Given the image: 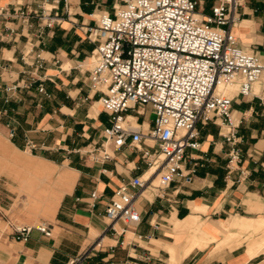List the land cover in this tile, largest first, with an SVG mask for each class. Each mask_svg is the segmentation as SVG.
<instances>
[{"label":"crops","instance_id":"0c3cea01","mask_svg":"<svg viewBox=\"0 0 264 264\" xmlns=\"http://www.w3.org/2000/svg\"><path fill=\"white\" fill-rule=\"evenodd\" d=\"M216 2L200 0L197 11L207 15ZM120 4V0H0V8L6 9L0 13V264H66L86 250L85 263L170 264L166 246L184 237L179 220L197 214L202 229L215 237L220 221L264 211V104L257 84L253 85L257 95L232 96V111L241 118L237 134L241 157L233 170L227 167L229 144L219 125L198 124L200 147L186 150L184 166L194 169L192 179L173 181L162 195L146 188L136 201L141 222L126 228L118 221L117 233L108 229L104 208L113 190L132 176L143 175L147 164L139 149L127 145L106 163H95L86 153L102 138L108 115L89 86L90 62L86 63L93 45L85 40L86 26H77L94 17L92 10L109 13ZM18 7L30 12L27 23L13 14ZM43 7L63 18L50 27L43 25ZM238 12L232 32L242 48L255 51L264 63V0H245ZM15 83L21 86L4 92L5 85ZM153 116L151 107L145 106L136 123L146 130ZM191 204H203L205 210L194 212ZM39 221L53 225L51 238L37 231L26 241L8 235L10 223ZM218 240L193 248L178 264L220 260L223 255L214 257ZM219 263L234 262L228 256Z\"/></svg>","mask_w":264,"mask_h":264},{"label":"built area","instance_id":"2783aa9c","mask_svg":"<svg viewBox=\"0 0 264 264\" xmlns=\"http://www.w3.org/2000/svg\"><path fill=\"white\" fill-rule=\"evenodd\" d=\"M244 1L217 0L210 13L202 15L197 11L200 0H120L113 15L102 13L90 28L95 48L89 56V86L100 93L98 102L108 124L103 127L102 142L86 152L93 162L106 163L127 145L139 149L147 170L154 167L158 174L156 185L143 174L113 190L104 208L109 230L117 233L118 221L126 228L141 222L136 201L146 188L162 195L173 181L192 179L194 169L184 166L186 150L200 147L198 124L220 125L219 133L229 144V171L240 161L241 118L232 111L233 97L217 87L237 84V92L248 96L257 95L253 84L259 83L258 95L264 104V63L242 48L231 30ZM5 12L0 8V13ZM13 14L29 21L30 12L20 7ZM40 18L50 27L63 16L43 7ZM20 86L5 85L3 90L11 93ZM39 91L44 92L43 86ZM145 106L151 107L154 116L151 126L143 130L136 121ZM91 196L96 198V193ZM33 231L52 235L44 221L10 223L8 235L26 241ZM88 256L86 250L66 264H91L84 261Z\"/></svg>","mask_w":264,"mask_h":264},{"label":"bare ground","instance_id":"6f19581e","mask_svg":"<svg viewBox=\"0 0 264 264\" xmlns=\"http://www.w3.org/2000/svg\"><path fill=\"white\" fill-rule=\"evenodd\" d=\"M253 85H255V83ZM237 89H238L237 84H228L224 86L223 84L220 83L217 87V91L223 92L224 94H227L228 91V94L230 96H234L236 94ZM95 112L96 111L91 112L90 114L91 117H93ZM143 177L144 178L150 177V180H152V185H156L158 183V174L155 171L154 167L147 170L144 173ZM155 180H157V183H154ZM147 189L153 191V187H149ZM192 210H194V212L204 211L205 206L203 204L202 206L192 205ZM201 225H202V221L199 220L197 214H191L186 218H184L183 220H179L177 222V227L184 233V237L180 243L170 244L166 246V249L169 253L170 264H178L182 258H184L190 251H192L193 248L195 247L203 248L206 245H208L210 241L215 239L213 235H210L206 231H204ZM261 230L262 231L264 230V216L258 218H248V217L236 215L229 220L219 222V231L224 235V237L218 240L217 244L229 240L234 236L235 233L239 231H248L251 232L252 234V231L254 232ZM257 245H258V241L249 239L245 247L247 252L246 258L252 259L258 255L259 249Z\"/></svg>","mask_w":264,"mask_h":264},{"label":"rangeland","instance_id":"374dc122","mask_svg":"<svg viewBox=\"0 0 264 264\" xmlns=\"http://www.w3.org/2000/svg\"><path fill=\"white\" fill-rule=\"evenodd\" d=\"M66 5L67 6H65L64 9H65V13L68 14L69 13V4H66ZM47 7H49V5H47ZM114 10H115V8H114ZM102 13L103 12L92 10L90 14H93L94 17H88V21H87L86 25L77 26L78 29L83 28V26H86V29L84 30V37H85L86 41L90 42L93 45V49L95 48V41L93 40V36L90 35V28L95 27V25L97 24V18ZM113 13H114L113 10H112V12L109 11L110 15H113ZM58 14L61 15L60 12ZM95 15H97V16H95ZM93 49L90 51V53L88 55L87 63L85 62L87 64V66L89 63V56L91 55ZM246 50L255 53L259 57V55L255 51H252L249 49H246ZM257 84H259V83H255V86ZM236 92H237V90H236ZM227 94H228V91H227ZM99 96H100V93L97 92V97L95 98V100L98 101ZM99 105H100V103H99ZM149 114L150 113H147V111H145L146 116H149ZM219 127H220V125H219ZM102 140H103V136L99 140V143H101ZM99 143H97L96 145H98ZM154 183H157V180H155ZM241 215H243L245 217L257 218V217L264 216V211L260 210L258 214H254V215L253 214H244V213H241ZM222 218H224V217H222ZM227 220H229V219H227ZM39 222H43V221H39ZM50 226L52 228V235H51V237H52L53 236V225L50 224ZM8 230H9V228H8ZM121 230H123V232H124L125 229L122 228ZM250 234H251V232H248V231H239V232L235 233L234 236L232 238H230L229 240L223 241L220 244H217L218 243L217 242L216 247H215L217 254L215 256L213 254L212 255L214 257H218V256L223 255V257L219 258L220 260H215V258H211L207 264H220L219 262H223L228 256H230L233 259V262H234L233 264H264V246H263L264 245V230L263 231L262 230L261 231H254V232L252 231V234H251L252 236ZM128 235H131V234L128 233ZM179 237H181V235H179ZM215 237L217 239H222L224 237V235L222 233H220L219 235H216ZM249 239L258 241L257 246H258L259 252H258V255L252 259L246 258L247 252H246L245 247H246V244L249 241ZM98 241L96 243L92 244L91 247H94L95 245H97ZM259 244H261V245H259ZM226 250H227V252H226ZM241 255H242V257H240V258H242V259H237L238 258L237 256H241Z\"/></svg>","mask_w":264,"mask_h":264}]
</instances>
